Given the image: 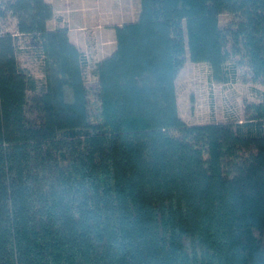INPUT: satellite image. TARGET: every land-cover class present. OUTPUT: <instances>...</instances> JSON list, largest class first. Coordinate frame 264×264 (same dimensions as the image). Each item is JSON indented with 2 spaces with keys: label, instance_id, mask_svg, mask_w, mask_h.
I'll return each mask as SVG.
<instances>
[{
  "label": "trees",
  "instance_id": "1",
  "mask_svg": "<svg viewBox=\"0 0 264 264\" xmlns=\"http://www.w3.org/2000/svg\"><path fill=\"white\" fill-rule=\"evenodd\" d=\"M53 19L0 0V264H264V94L188 124L176 87H264V0H140L96 62Z\"/></svg>",
  "mask_w": 264,
  "mask_h": 264
},
{
  "label": "rangeland",
  "instance_id": "2",
  "mask_svg": "<svg viewBox=\"0 0 264 264\" xmlns=\"http://www.w3.org/2000/svg\"><path fill=\"white\" fill-rule=\"evenodd\" d=\"M56 4L60 10L65 4L67 9L70 8L67 12L71 15L82 11L100 19V15L97 16L99 13L104 19H108L114 14L119 18L118 23L134 22L140 12V0H56ZM71 4L72 7H70ZM104 28L108 30L106 29L99 37H96L90 30L81 32L86 47L104 52L114 45L115 38L109 33V27H102V30ZM20 60L23 67L28 69L34 77L40 81L43 80L40 62L31 54L23 40L21 41ZM210 75V68L207 64L193 63L188 59L178 76L176 87L179 114L188 124H205L231 119L243 120L244 103L255 101L264 94V87L261 85L253 86L243 83L224 85L212 81ZM88 82L92 83L90 77H88Z\"/></svg>",
  "mask_w": 264,
  "mask_h": 264
},
{
  "label": "crops",
  "instance_id": "3",
  "mask_svg": "<svg viewBox=\"0 0 264 264\" xmlns=\"http://www.w3.org/2000/svg\"><path fill=\"white\" fill-rule=\"evenodd\" d=\"M46 1L54 7L55 11V19L51 20L48 23L49 29H55L57 26H59L57 19H61V25H67L69 28V38L71 42L75 44L81 50L82 53L85 54L89 61L96 62L102 60L110 56V54L115 50L116 43H113L114 45L104 52H100L101 50L96 51V49L92 50V48H88L86 47V44H84L85 41L83 38V34L81 33L83 30H90L94 32L96 37H99L101 33H104V31H106L107 29L104 28V30H102V27H109V33H111L112 36L115 38V32L113 28L116 26H121L122 24H124V22L118 23L119 18L114 16V14L111 15V17L108 19L105 18L106 21H104L105 19L103 18V15L99 13H97V16L100 15V19L94 16L92 17L91 14L82 11L77 12L75 15H71V13L67 12L68 10H70V8L67 9L65 4L62 6V10H60L59 8H57L56 0ZM72 6L73 5L71 4L70 7Z\"/></svg>",
  "mask_w": 264,
  "mask_h": 264
}]
</instances>
